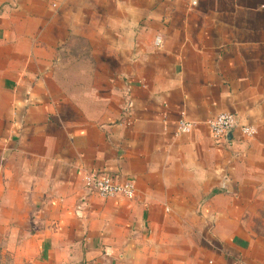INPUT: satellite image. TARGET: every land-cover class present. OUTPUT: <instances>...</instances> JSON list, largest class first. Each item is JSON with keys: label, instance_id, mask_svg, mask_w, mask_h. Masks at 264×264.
Instances as JSON below:
<instances>
[{"label": "crops", "instance_id": "0c3cea01", "mask_svg": "<svg viewBox=\"0 0 264 264\" xmlns=\"http://www.w3.org/2000/svg\"><path fill=\"white\" fill-rule=\"evenodd\" d=\"M223 110L257 132L217 141ZM0 248L264 264V0H0Z\"/></svg>", "mask_w": 264, "mask_h": 264}, {"label": "built area", "instance_id": "2783aa9c", "mask_svg": "<svg viewBox=\"0 0 264 264\" xmlns=\"http://www.w3.org/2000/svg\"><path fill=\"white\" fill-rule=\"evenodd\" d=\"M156 43L161 44V37H156ZM194 123L187 118H180L178 122V133L189 132ZM212 136L217 140H230L229 132L240 128L241 133L252 136L257 132V126L251 123L240 122L237 114L233 111L223 110L209 120ZM85 187L90 192H98L103 196L122 195L133 198L136 194V182L132 178L116 179L111 173L92 171L84 176Z\"/></svg>", "mask_w": 264, "mask_h": 264}, {"label": "rangeland", "instance_id": "374dc122", "mask_svg": "<svg viewBox=\"0 0 264 264\" xmlns=\"http://www.w3.org/2000/svg\"><path fill=\"white\" fill-rule=\"evenodd\" d=\"M175 237L174 245H178L180 248H187L189 245V240L186 236V234H173ZM172 238H170L171 240ZM202 241L199 245H202ZM165 248L164 251L167 250L168 247H170L173 243H164ZM166 256V255H165ZM159 256L157 260H160V264L163 260L167 262V264L171 263L168 259L170 256ZM44 256L42 253H39L37 255H29V254H22V251H19L18 253L13 252L10 249H2L0 248V264H46L44 261ZM175 257V256H174ZM180 258L179 256H176ZM182 257V256H181ZM166 258V259H165ZM183 258V257H182ZM187 259V256H185ZM153 259L149 262V259L147 260L146 264H151ZM61 264H87L86 260L81 259L79 255H75L74 251L70 252V255L61 263ZM181 264V263H179ZM184 264V263H183ZM199 264V262L197 263Z\"/></svg>", "mask_w": 264, "mask_h": 264}, {"label": "water", "instance_id": "95a60500", "mask_svg": "<svg viewBox=\"0 0 264 264\" xmlns=\"http://www.w3.org/2000/svg\"><path fill=\"white\" fill-rule=\"evenodd\" d=\"M231 136H232V131L229 132V137H231Z\"/></svg>", "mask_w": 264, "mask_h": 264}]
</instances>
